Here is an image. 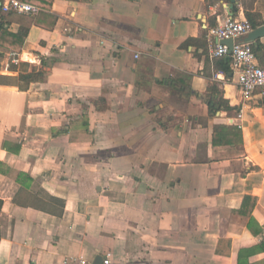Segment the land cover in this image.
Returning a JSON list of instances; mask_svg holds the SVG:
<instances>
[{
	"label": "crops",
	"instance_id": "crops-1",
	"mask_svg": "<svg viewBox=\"0 0 264 264\" xmlns=\"http://www.w3.org/2000/svg\"><path fill=\"white\" fill-rule=\"evenodd\" d=\"M25 1L57 20L13 12L20 49L0 39V264H264V94L243 100L207 40L245 11L264 26V0ZM213 83L234 110L208 113Z\"/></svg>",
	"mask_w": 264,
	"mask_h": 264
},
{
	"label": "built area",
	"instance_id": "built-area-1",
	"mask_svg": "<svg viewBox=\"0 0 264 264\" xmlns=\"http://www.w3.org/2000/svg\"><path fill=\"white\" fill-rule=\"evenodd\" d=\"M0 9L3 13H26L32 16L40 11L39 7L25 0H0ZM252 30L250 22L245 17L241 19L227 17L217 26L210 28L207 34L209 56L213 58L230 57L235 83L243 100L249 99L256 92L264 94V66L258 64L251 43L240 40ZM229 38L233 40L231 49L220 42ZM240 116L239 111L238 117ZM78 260L80 264H86L83 257ZM100 264L127 263L106 253L102 256Z\"/></svg>",
	"mask_w": 264,
	"mask_h": 264
},
{
	"label": "trees",
	"instance_id": "trees-1",
	"mask_svg": "<svg viewBox=\"0 0 264 264\" xmlns=\"http://www.w3.org/2000/svg\"><path fill=\"white\" fill-rule=\"evenodd\" d=\"M228 1V0H226ZM13 12L9 13H2L0 10V39L6 40L11 42L10 45L12 46V50L18 51L20 49L21 43L23 42L28 27L24 26V24H29L33 22L35 25L41 26L46 29H52L56 20L57 16L51 13H46L43 11H39L36 15L32 16L26 13H17L18 19L22 21L23 26H20V29L16 33H11L8 31V26L10 24L11 18H13ZM245 18L250 22L252 28H257L263 24L261 19V15L256 12L245 11L244 12ZM12 42L17 44L13 45ZM260 45H254L251 43V48L254 54L256 55L259 51ZM1 56V54H0ZM14 57L10 58L9 68L15 69L16 67L11 63V60ZM213 69L214 72H222L226 78L230 79V73L232 72L231 68V59L230 57H219L218 59H214L213 61ZM20 65L25 66L24 63ZM210 77L211 74H208ZM44 77V71L42 69L32 68L30 71L22 70L18 73L17 79L26 82H38L41 81ZM206 104L208 106V113L210 115H215L217 111H232L235 108L230 106L229 101L222 96V92L215 87V84H211L208 88V93L206 95ZM219 125V126H217ZM234 129V131H232ZM235 127H227L225 124H216L213 127L212 133V143L213 144H228L232 142V138H229V135H238L240 139L239 131Z\"/></svg>",
	"mask_w": 264,
	"mask_h": 264
},
{
	"label": "water",
	"instance_id": "water-1",
	"mask_svg": "<svg viewBox=\"0 0 264 264\" xmlns=\"http://www.w3.org/2000/svg\"><path fill=\"white\" fill-rule=\"evenodd\" d=\"M234 0H231V3H233ZM264 36V26H259L257 28H254L252 31H250L245 38L246 42H253L256 43L257 39H259L260 37ZM222 44H225L228 46L229 49L232 48V43L233 40L232 39H223L220 41ZM102 260V256H97L94 260V264H100Z\"/></svg>",
	"mask_w": 264,
	"mask_h": 264
}]
</instances>
